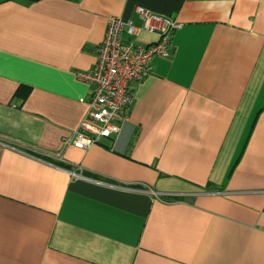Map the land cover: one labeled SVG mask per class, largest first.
<instances>
[{
	"label": "crops",
	"instance_id": "0c3cea01",
	"mask_svg": "<svg viewBox=\"0 0 264 264\" xmlns=\"http://www.w3.org/2000/svg\"><path fill=\"white\" fill-rule=\"evenodd\" d=\"M137 8L180 25L171 53L75 146L79 74ZM0 264H264V0H0Z\"/></svg>",
	"mask_w": 264,
	"mask_h": 264
},
{
	"label": "built area",
	"instance_id": "2783aa9c",
	"mask_svg": "<svg viewBox=\"0 0 264 264\" xmlns=\"http://www.w3.org/2000/svg\"><path fill=\"white\" fill-rule=\"evenodd\" d=\"M137 11L143 19L140 28L120 16L107 18L105 36L96 49L95 66L79 74L92 90L88 114L73 137L75 146L87 147L100 138L118 134L129 119L128 111L135 97L133 83L150 74L154 57H168L171 53L168 36L180 25L147 9ZM141 30L157 34L159 40L149 44L123 40L126 33L135 39Z\"/></svg>",
	"mask_w": 264,
	"mask_h": 264
},
{
	"label": "trees",
	"instance_id": "16d2710c",
	"mask_svg": "<svg viewBox=\"0 0 264 264\" xmlns=\"http://www.w3.org/2000/svg\"><path fill=\"white\" fill-rule=\"evenodd\" d=\"M30 1H38V0H30Z\"/></svg>",
	"mask_w": 264,
	"mask_h": 264
}]
</instances>
